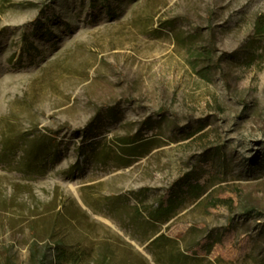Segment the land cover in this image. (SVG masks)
Returning <instances> with one entry per match:
<instances>
[{
	"label": "rangeland",
	"instance_id": "374dc122",
	"mask_svg": "<svg viewBox=\"0 0 264 264\" xmlns=\"http://www.w3.org/2000/svg\"><path fill=\"white\" fill-rule=\"evenodd\" d=\"M260 18L0 0V264H264Z\"/></svg>",
	"mask_w": 264,
	"mask_h": 264
},
{
	"label": "trees",
	"instance_id": "16d2710c",
	"mask_svg": "<svg viewBox=\"0 0 264 264\" xmlns=\"http://www.w3.org/2000/svg\"><path fill=\"white\" fill-rule=\"evenodd\" d=\"M257 29H256V33L258 35H264V18H260L257 22V25H256ZM205 75L203 74V77ZM221 202V201H220ZM169 203L166 204V205H163L162 208H163V211H168L169 210ZM218 205L217 203L214 204L213 206H216ZM61 255H64L61 253ZM65 260H70V261H75V260H80V259H77V256H75L73 253H68L66 256H65Z\"/></svg>",
	"mask_w": 264,
	"mask_h": 264
}]
</instances>
